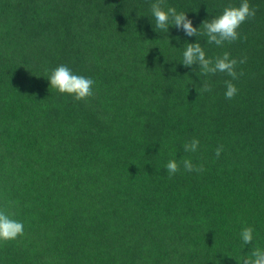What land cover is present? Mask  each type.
Masks as SVG:
<instances>
[{
  "label": "trees",
  "instance_id": "1",
  "mask_svg": "<svg viewBox=\"0 0 264 264\" xmlns=\"http://www.w3.org/2000/svg\"><path fill=\"white\" fill-rule=\"evenodd\" d=\"M155 2L0 0V209L24 225L0 242V264H239L252 250L246 227L264 249V0H248L255 17L221 47L155 29ZM242 2L161 6L199 29ZM197 42L208 58L246 57L244 74L186 68ZM60 65L94 80V96L50 88ZM205 82L212 91L199 95ZM184 159L205 170L185 171Z\"/></svg>",
  "mask_w": 264,
  "mask_h": 264
},
{
  "label": "clouds",
  "instance_id": "2",
  "mask_svg": "<svg viewBox=\"0 0 264 264\" xmlns=\"http://www.w3.org/2000/svg\"><path fill=\"white\" fill-rule=\"evenodd\" d=\"M163 0H156L151 5L152 16L155 18V29L168 32L170 25L184 31L186 36L207 37L208 44H215L218 47L223 46L226 42L232 43L241 38L238 29L248 19L254 18L257 9L250 6L248 0L243 2L238 7H226L223 13L214 19L204 20L201 27H194L192 20L187 18L186 13L177 12L175 7H169L166 10L161 6ZM203 29V31H201ZM246 38V37H245ZM247 58L237 59L231 58L230 53L224 52L222 56L215 59L208 58L204 48L200 42L187 44L181 63L186 67L198 65L200 74L204 76L215 75L217 73H225L232 80L239 79L244 73L239 74L236 71L238 64H244ZM194 71L196 69H193ZM232 80H226V99H233L237 93V87L232 83ZM48 81L50 88L58 90L61 94H68L76 101H87L94 96L93 86L94 80L81 75H76L70 68L65 65H60L54 69ZM201 93L211 92V85L205 82L200 90ZM199 140L193 139L184 144L185 152H196L199 148ZM223 152V145L216 148L215 154L219 158ZM183 168L187 172L201 173L205 169L203 165L196 166L191 160H182ZM165 168L169 177L180 171V164L176 160H170ZM254 229L246 227L240 233L242 242L245 245H251L252 250L243 258L239 264H264V249L253 246ZM24 235V225L22 222L11 218V215L5 210L0 209V242H9L17 240Z\"/></svg>",
  "mask_w": 264,
  "mask_h": 264
}]
</instances>
